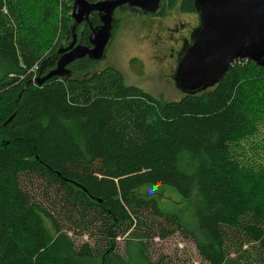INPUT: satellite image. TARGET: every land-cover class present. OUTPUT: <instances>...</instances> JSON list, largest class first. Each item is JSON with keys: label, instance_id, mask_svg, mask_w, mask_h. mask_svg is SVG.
<instances>
[{"label": "trees", "instance_id": "obj_1", "mask_svg": "<svg viewBox=\"0 0 264 264\" xmlns=\"http://www.w3.org/2000/svg\"><path fill=\"white\" fill-rule=\"evenodd\" d=\"M4 1L0 264H94L99 257L115 264L118 239L128 233L127 259L134 243L141 261L155 264L145 256L146 241L177 232L194 240L209 264H264V214L231 155L264 117V68L237 61L213 89L165 103L127 85L115 68L86 76L93 64L88 58L70 65L72 78L37 86L30 81L41 66L46 62L47 72L49 58L72 40L74 0H19L12 16L4 13ZM183 1L184 11H193L195 0ZM167 2L172 7L178 0ZM91 20L100 24L96 15ZM90 33L83 24L78 44L88 46ZM47 43L50 52L43 55L40 46ZM31 180L59 198L52 201L60 204V217L36 202ZM144 187L175 190L187 212L139 194ZM68 230L95 245L78 247ZM116 257V263L124 261Z\"/></svg>", "mask_w": 264, "mask_h": 264}, {"label": "water", "instance_id": "obj_2", "mask_svg": "<svg viewBox=\"0 0 264 264\" xmlns=\"http://www.w3.org/2000/svg\"><path fill=\"white\" fill-rule=\"evenodd\" d=\"M164 1L74 0L70 14L72 40L58 47L54 59L49 58L50 71L45 74V62L30 83L42 86L53 77L72 78L69 65L80 59L88 58L94 64L105 61L113 41L116 12L125 8L138 14L156 13ZM194 4L199 24L179 53L173 75L183 95L196 96L213 89L237 61H252L264 68V0H195ZM94 15L100 20L97 26L91 20ZM82 24L91 32L88 46L77 43L76 31Z\"/></svg>", "mask_w": 264, "mask_h": 264}, {"label": "rangeland", "instance_id": "obj_3", "mask_svg": "<svg viewBox=\"0 0 264 264\" xmlns=\"http://www.w3.org/2000/svg\"><path fill=\"white\" fill-rule=\"evenodd\" d=\"M6 4L4 13L12 16V14L17 13L19 0H5ZM70 7V2L67 3ZM68 7V8H69ZM30 10L34 11L35 8L32 6L28 7ZM62 4L60 5V10L62 12ZM119 16V15H118ZM135 21L142 22L144 19L133 17ZM125 23V22H124ZM62 22L59 25L57 34L55 35V42L59 35L61 34ZM62 28V30H61ZM128 24L122 25L121 28L116 29L114 32L113 41L110 44L107 51V59L101 66L98 65L95 67V70H101L105 66L110 65L118 69L124 75L125 83L127 85H136L140 87L145 92L151 94L155 98L161 100L162 102L169 101H179L184 95L178 91L176 88H173L169 85H166L162 90H159L154 84L153 81L146 77H136L134 71L141 69L140 63L143 65L144 61L149 63V71L153 73L152 70V61L150 54L147 53L146 44L142 43L145 39L146 34L142 30H130ZM129 31L126 35L125 33ZM125 35V36H124ZM145 41V40H144ZM54 42V43H55ZM152 44V40L147 41ZM143 45L141 48L140 45ZM51 43L43 44L40 46V51L43 55L50 52ZM140 47V48H139ZM152 53V52H151ZM135 56L142 58L143 61L139 59L132 60ZM151 67V68H150ZM155 69V68H154ZM232 157L235 158L243 170L244 181L248 187L249 194H255V203L262 210L264 214V117L260 118L257 122V129L253 136L247 138L242 143L241 147L232 152ZM250 179L253 181L251 182ZM28 190L32 192L35 197L36 202L42 204V207L46 210L52 212L55 216H59L60 204L55 203L56 200L54 193L49 191V199L47 195V189H44V184L38 181H32L27 185ZM139 194L148 197H157L160 202L165 206L171 209L179 210L182 209L187 212V202L186 200L179 195L175 190L171 188L159 187H144L138 191ZM55 200L53 205V201ZM155 221H158V218H154ZM45 225L49 231V236L52 239H55V234L52 230L50 222L45 218ZM68 226V225H66ZM144 227L141 228V230ZM69 235L72 236L73 241L79 247L85 242H89L92 246L95 245V242L91 240L88 235H74L72 230H68ZM129 233L125 236H122L118 239L117 249L113 253L115 256V264H144V261L138 257L140 248L136 244H131V259H127V243L129 241ZM147 242V250L145 256L147 259L155 264H209L204 261L199 254L196 243L194 240L189 239L179 232L175 233L172 237L167 239H160L155 237L154 239H149ZM116 254V255H115ZM116 256L124 258V261L117 262L115 259ZM131 261V262H129ZM101 258L99 257L98 263L102 264ZM107 262V263H106ZM106 264H112L110 261H106ZM53 264H59L55 261ZM87 264H93L87 262Z\"/></svg>", "mask_w": 264, "mask_h": 264}, {"label": "flooded vegetation", "instance_id": "obj_4", "mask_svg": "<svg viewBox=\"0 0 264 264\" xmlns=\"http://www.w3.org/2000/svg\"><path fill=\"white\" fill-rule=\"evenodd\" d=\"M167 1L168 0L164 1L163 6L156 13L138 14L129 9H119L116 12V25L113 30V37L115 30L121 28L123 24H128L130 26L129 29L132 31H144L143 33L146 34V37L144 39L145 41L143 40L142 43L149 44V46L146 44V49L148 50L147 53L150 54V56L147 55V57H151L153 73L148 72L149 63H146V61H144L143 65L140 63L141 69H137L133 73L136 77H146V75H148L153 81V84L159 90H162V88L166 85L176 88L173 75L177 67L178 55L183 47L191 41V35L199 24V17L195 7L193 11H184L183 0H178L176 5L172 7L169 6ZM133 17L142 18L144 20L142 22H139L138 20L135 21L136 19ZM82 25H80L77 30ZM128 32L129 31H127L125 35ZM149 39L152 40V44L147 42ZM69 42L70 40L65 42L63 45L67 46ZM140 47L142 48L143 45L141 44ZM52 59H54V57ZM136 59L143 61L142 58H139L138 56H135L132 60ZM105 61L98 64L93 63L90 70L85 75L91 76L94 73L103 71L108 67L115 68L107 65L101 70H95V67L98 65L101 66ZM50 64L51 63H49L48 66H51ZM50 69L51 68H49L47 72ZM116 70L119 71L118 69ZM76 76L83 77V74H76L75 77Z\"/></svg>", "mask_w": 264, "mask_h": 264}]
</instances>
